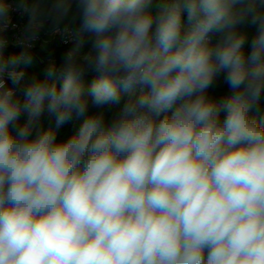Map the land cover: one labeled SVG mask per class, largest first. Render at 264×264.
I'll use <instances>...</instances> for the list:
<instances>
[{"label":"clouds","instance_id":"obj_1","mask_svg":"<svg viewBox=\"0 0 264 264\" xmlns=\"http://www.w3.org/2000/svg\"><path fill=\"white\" fill-rule=\"evenodd\" d=\"M44 2L18 43L30 48L45 18L59 31L73 3L76 42L21 103L4 79L24 71L3 55L0 0V264H264V122L251 114L264 0ZM221 74L232 95L217 101ZM88 96L97 108L127 98L107 121ZM45 108L55 127L40 125ZM74 115L82 123L58 141Z\"/></svg>","mask_w":264,"mask_h":264},{"label":"trees","instance_id":"obj_2","mask_svg":"<svg viewBox=\"0 0 264 264\" xmlns=\"http://www.w3.org/2000/svg\"><path fill=\"white\" fill-rule=\"evenodd\" d=\"M16 0H8V2H12ZM25 3L31 10V15L33 9L37 8L41 10L43 13H47V11L51 8V4L48 2H44V0H24ZM182 18L186 23V14H182ZM30 21V18H29ZM78 12L77 6L75 3L72 4L71 11L68 15L59 23L58 27L62 28H72L76 29L78 27ZM57 26L51 22L50 18H45V22L43 27L40 29V32H49ZM240 31L247 33L248 42L245 45L246 51H250V41L255 34V27L250 25H245L240 28ZM218 39L216 35L211 36L212 43ZM76 39L69 44L63 45L57 39L50 38L48 45L45 49L37 47L33 50H28L21 47L15 46H6L3 49V55L5 58H19L20 63L17 65L18 69H22L24 71V77L19 84H14L12 81H9L6 85L7 88H14L16 90L15 94L20 98L21 103H23V90L25 85L29 80H31L34 76L44 78L47 67L51 62H55L57 66L61 65L65 54L74 46ZM90 47V44L85 45V50ZM24 57H30L29 62L24 61ZM96 74L93 72H87L84 76L85 82V90L87 95V88L90 85L91 81L95 79ZM59 83V81H57ZM210 96L214 97L217 101H221L226 99L227 97L232 95V90L229 86L224 82V76L221 74L212 88L209 89ZM126 96H122L121 103L119 105H108L103 108L94 107L91 103V97L88 96L89 100V112H104L107 121H110L113 116L120 111L123 103L126 100ZM47 101L45 102V104ZM252 115H254L258 120L264 122V93L261 94V98L258 104L253 108ZM225 113L222 111L220 116L223 119ZM27 119V114L22 113L20 117V122L23 123ZM83 117L77 118L75 115L72 120L65 123L59 129H56L57 140H66L69 138L74 132L78 129L80 124L82 123ZM40 125L43 128H47L49 126L55 127L54 118L49 115L46 108L42 116L40 117Z\"/></svg>","mask_w":264,"mask_h":264},{"label":"built area","instance_id":"obj_3","mask_svg":"<svg viewBox=\"0 0 264 264\" xmlns=\"http://www.w3.org/2000/svg\"><path fill=\"white\" fill-rule=\"evenodd\" d=\"M9 19L10 23L5 28L4 35L8 41L7 46L21 47L28 50H33L37 47L45 49L44 35L39 31L38 38L30 48H26L19 44L18 41L24 36L28 35L29 18L31 17V10L24 0H16L9 2ZM75 30L72 28L59 27V31L52 29L49 31L50 38L57 39L61 44L66 45L72 43L75 40ZM47 33V32H46ZM6 85L9 81H12L7 73L4 74ZM16 92L14 88H11Z\"/></svg>","mask_w":264,"mask_h":264},{"label":"rangeland","instance_id":"obj_4","mask_svg":"<svg viewBox=\"0 0 264 264\" xmlns=\"http://www.w3.org/2000/svg\"><path fill=\"white\" fill-rule=\"evenodd\" d=\"M42 34L44 35V46L46 47L49 43L50 35L49 33H46V32H42Z\"/></svg>","mask_w":264,"mask_h":264}]
</instances>
